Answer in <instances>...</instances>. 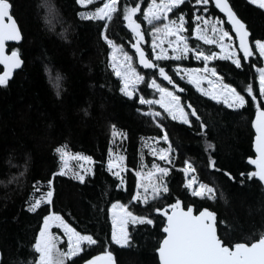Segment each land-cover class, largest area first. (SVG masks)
<instances>
[{
	"label": "trees",
	"instance_id": "obj_1",
	"mask_svg": "<svg viewBox=\"0 0 264 264\" xmlns=\"http://www.w3.org/2000/svg\"><path fill=\"white\" fill-rule=\"evenodd\" d=\"M50 2L54 9L51 13L44 7L45 0H11V12L22 30L23 40L8 48L20 50L23 64L7 86H0V264H24L33 255L30 245L41 215L46 214V206L32 213L27 210L26 201L33 198V181H41L40 188L47 191L46 181L53 172H58L61 161L53 152L57 145L67 143L70 152L90 155L94 163L93 172L85 176L84 183L69 174L54 178L52 210L60 211L78 230L87 229L102 240L110 235L109 202L120 199L127 203L129 199L115 189L116 179L107 171L106 163L100 164L107 159L112 138L110 124L127 135V139H117L116 143L130 167L139 162L141 151L149 166L155 159L148 154V148H142L141 137H154L158 129L135 111L137 105L116 90L117 79L107 67L106 45L98 37L97 24L76 16L77 11L84 9L75 5L74 0ZM229 3L253 38L264 37V10L250 5L248 0H229ZM213 13L218 10L213 9ZM125 31L119 23L110 24L109 34L118 43L127 44ZM257 57L258 54L252 61L260 67L262 59ZM185 63L190 67L201 66L195 61ZM214 66L239 88L248 82L256 83L258 88L255 68L246 65L243 71L235 70L227 61L214 62ZM57 74L62 76L59 89L55 81ZM181 84L188 88L184 97L190 99L207 127L204 135L195 118L192 127L168 122L175 150L174 167L168 177L170 188L185 203L207 207L227 221L228 227L221 232L226 238L258 239L264 232L262 186L255 179L239 183V173L253 170L247 158L253 156L251 120L255 109L249 105L233 111L200 95L185 82ZM208 142L214 148L206 150ZM210 155L217 169L230 172L236 180H229L223 171L209 168ZM185 159L194 163L199 181L217 189L215 200L186 195L182 187L184 174L178 170ZM21 172L23 176L19 175ZM128 180L131 186L132 177ZM131 210L141 214L151 211L137 205ZM130 233L133 247L111 245L109 248L116 263L158 264L156 248L163 237L159 218L156 227H130ZM57 234L62 236L61 232ZM59 246L66 247L65 238L62 237ZM101 250L97 247L91 250V255Z\"/></svg>",
	"mask_w": 264,
	"mask_h": 264
},
{
	"label": "snow or ice",
	"instance_id": "obj_2",
	"mask_svg": "<svg viewBox=\"0 0 264 264\" xmlns=\"http://www.w3.org/2000/svg\"><path fill=\"white\" fill-rule=\"evenodd\" d=\"M74 3L84 9L75 13L79 19L98 26V37L106 45L107 67L117 79L116 90L137 105L135 111L158 129L154 137H141L142 148H148V154L155 159L149 166L141 151L139 162L130 167L116 143L117 139H127V135L110 124L112 138L107 159L100 164L106 163L107 171L116 179L115 189L129 199L127 203L120 199L109 202L110 235L102 240L87 229L78 230L60 211L52 210L54 178L68 175L67 160L94 163L90 155L70 152L67 143L57 145L53 152L61 161L58 172H53L46 181L47 191L40 188L41 181H33V198L26 201L29 212L37 213L44 205L46 214L41 215L30 245L33 255L24 264H116L110 246L133 247L130 227H156L157 218L163 234L156 248L159 264H264V232L254 240L226 238L221 232L228 227L227 221L207 207L185 203L179 195L173 194L168 181L175 151L168 122L192 127V118H195L200 133L206 135L207 125L190 99L183 95L188 91L181 84L185 82L200 95L233 111L249 105L254 107L251 127L255 133L252 141L255 157L249 156L247 160L254 170L239 173V183L255 179L264 186V66L257 67L252 61L257 54L258 60L264 59V37H252L229 0H99L98 3L97 0H74ZM248 3L264 10V0H248ZM44 7L49 13L54 10L50 0H45ZM11 9V0H0V65L3 66L0 86H7L14 70L23 64L18 48L6 51V42L23 40ZM213 9L218 13L214 14ZM111 23H119L126 30L127 44L118 43L109 34ZM192 61L202 66H186L185 62ZM217 61L230 62L240 71L246 65L255 68L258 88L254 82L246 83L243 88L228 82L214 66ZM55 81L57 88H61L60 74ZM56 95L59 96L60 91ZM212 148L214 145L208 142L206 150ZM208 167L223 171L229 180H236L230 172L217 169L211 155ZM178 170L184 174L182 187L187 196L200 200L217 198L214 186L197 179L193 162L185 159ZM92 172V167H88L84 172L74 171L71 178L84 183L85 176ZM160 201L168 202L161 204ZM133 205L146 206L151 211L137 213L131 210ZM62 237L66 238V247L59 246ZM97 247L102 249L100 253L91 255V250Z\"/></svg>",
	"mask_w": 264,
	"mask_h": 264
},
{
	"label": "rangeland",
	"instance_id": "obj_3",
	"mask_svg": "<svg viewBox=\"0 0 264 264\" xmlns=\"http://www.w3.org/2000/svg\"><path fill=\"white\" fill-rule=\"evenodd\" d=\"M146 27H147V25H146ZM262 66H264V59H262ZM262 66H260V67H262ZM257 75H258V73H257ZM67 164H68L67 171H68V174L71 176H72V173L74 171L84 172L86 168L91 167V164H89L88 162L78 160V159H73V158H69L67 160ZM190 176H191V174H190ZM65 241H66V238H65Z\"/></svg>",
	"mask_w": 264,
	"mask_h": 264
},
{
	"label": "water",
	"instance_id": "obj_4",
	"mask_svg": "<svg viewBox=\"0 0 264 264\" xmlns=\"http://www.w3.org/2000/svg\"><path fill=\"white\" fill-rule=\"evenodd\" d=\"M21 43V41L20 42H6V51H8V52H10V49L8 48V46L9 45H11V44H20ZM0 71H3V66L2 65H0ZM19 69H15L14 70V72H13V75H12V77L14 76V74H15V72L16 71H18ZM11 77V78H12ZM10 78V79H11ZM9 79V80H10ZM255 118V114H254V117H253V119ZM253 130V133H254V129H252ZM255 134V133H254ZM254 134H253V138H254ZM253 138H252V141H253ZM252 150H253V158L255 157V150H254V148L252 147ZM247 160H248V158H247ZM248 163V162H247ZM250 165V164H249ZM252 168H253V170H254V166L253 165H250ZM262 190H263V192H264V186H262ZM159 246V245H158ZM100 253V252H99ZM99 253H96V254H94V255H97V254H99ZM156 255H157V260H158V264H159V257H158V253L156 252ZM0 260H1V251H0ZM117 264V263H116Z\"/></svg>",
	"mask_w": 264,
	"mask_h": 264
}]
</instances>
